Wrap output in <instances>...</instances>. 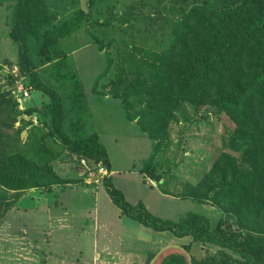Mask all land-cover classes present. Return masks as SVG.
Instances as JSON below:
<instances>
[{"label":"trees","instance_id":"obj_1","mask_svg":"<svg viewBox=\"0 0 264 264\" xmlns=\"http://www.w3.org/2000/svg\"><path fill=\"white\" fill-rule=\"evenodd\" d=\"M11 1L9 36L18 59L14 65L4 62L18 67L35 100L22 106L13 74L11 90L0 86V219L26 191L52 193L55 186L63 191L76 182L56 172L53 163L61 153L112 170L106 146L88 126L91 107L78 68L69 61L71 52L61 47L90 19L91 11L79 9L56 22L57 15L50 12L46 0ZM133 1L120 21L126 23L134 16L147 24L140 31L142 38L138 36L142 45L134 43L114 67L116 78L102 83L114 64L106 54L107 64L92 88L93 96L121 100L127 120L136 121L153 142L140 173L156 181L162 193L210 202L225 217L215 226L197 213L180 220L163 219L143 201L129 202L111 176L104 178L103 185L125 217L154 232L191 239L183 245L191 262L184 251L171 248L154 264H264V0ZM94 4L95 0L89 1L90 9ZM161 5L166 14L154 19L150 12L160 14ZM140 6L141 12L134 15L132 9ZM88 44L106 49L96 36L83 45ZM202 110L227 117L234 128L210 171L178 196L157 173L156 157L168 145L171 123L180 118L187 121L190 111L197 115ZM24 116L31 119L25 121ZM17 121L22 124L16 128ZM27 128V139L21 143ZM157 253L149 251L146 264Z\"/></svg>","mask_w":264,"mask_h":264},{"label":"rangeland","instance_id":"obj_2","mask_svg":"<svg viewBox=\"0 0 264 264\" xmlns=\"http://www.w3.org/2000/svg\"><path fill=\"white\" fill-rule=\"evenodd\" d=\"M46 1L50 5V12L57 15L56 22L68 19L79 9L85 12L91 11L90 19L82 23L80 30L74 32L64 42L62 41L61 47L71 52L69 61L72 66L78 68V73L87 91L91 107L88 126L101 135L100 140L110 153L113 165L122 170L116 178L122 179L118 182L123 186L132 188L130 191L127 190L130 198L141 197L143 201H146L144 203H147L148 210L163 219L180 220L197 213L209 217L212 225L215 226L225 215L212 203H200L193 200H162L157 194L144 192L139 172L124 174L123 170L141 167L142 163L152 154L153 142L143 137V133L139 130L136 133L137 126L134 124L137 125V122L127 120L121 100L111 95L104 96L103 100H97L98 97L93 96L92 88L105 70L108 52L114 64L108 75L103 78L102 83H109L110 80L116 78L114 67L118 62L121 63L122 56L126 55L125 52L133 50L134 43L142 45L140 31H143L147 24L137 22L134 16L126 23L120 21V17L126 13L128 6L134 1L95 0L92 9L89 7L90 0ZM162 6L160 14L159 11L150 12L154 15V19L166 14L162 11ZM142 8L143 6L133 8L134 15H138ZM13 9L14 1L0 0V86L3 90H11L13 85L9 77L13 74L18 79L15 83L22 106L26 103L32 105L29 101L31 98L35 100L34 93L32 97L30 94L27 98L19 95V89L30 91L31 88L24 85L27 80H23L24 77L20 74L18 67L13 66L18 59L17 47L9 36L14 15ZM98 23L105 25L98 26ZM95 36L103 42L105 50L101 51L98 45H83ZM4 61H9L13 65ZM41 67V71H45L48 65ZM42 74L49 77L47 72H42ZM50 82L56 83L53 79ZM111 87H107L106 92L110 91ZM44 99L49 100L46 96ZM190 112L191 119L186 121L180 118L171 123L168 145L164 146L156 157L157 173L162 175L163 181L167 183L166 188L178 196L182 195L188 185L196 186L210 171L216 157L224 147L227 135L234 128L225 116L212 112L206 113L205 110L199 111L197 115ZM24 119L29 121L31 117L24 116ZM32 119L37 124L36 119ZM21 124L17 121L15 127ZM28 131L29 128L23 131L21 143L26 141ZM97 164L87 160L85 164L81 158L72 156L67 151L59 155L53 163L56 172L64 179L76 181V184L72 183L63 191L60 190V186H55L52 193L46 189H32L25 192L18 204L0 219V264H98L94 263L93 257L94 237L86 238L80 233L83 227L80 211L83 216L84 210H90V198L87 196L79 198L75 194L71 196L68 192L69 188L83 186L86 185L85 183L96 184L98 178L103 184L106 177L103 180L100 178ZM153 184L157 185V182L153 181ZM113 207L114 211L111 214L116 215L118 208ZM64 211H72L73 214L68 215ZM72 215L74 218L71 217ZM136 225L155 238L150 241L151 243L149 242V248H146L145 244L136 245L134 242L128 244L127 247L132 249L127 255L129 260H132L129 264H135V261L142 263L146 249H149L145 252L148 254L149 251L159 250L167 244V237L157 236V232L139 223ZM124 228L127 231L137 232L136 227L126 223H124ZM165 235L170 237L172 234L167 232ZM188 239L190 238L179 241L188 243Z\"/></svg>","mask_w":264,"mask_h":264},{"label":"crops","instance_id":"obj_3","mask_svg":"<svg viewBox=\"0 0 264 264\" xmlns=\"http://www.w3.org/2000/svg\"><path fill=\"white\" fill-rule=\"evenodd\" d=\"M134 126H137L136 133H137V130L140 131V129L138 128V125L134 124ZM99 136L101 135L99 134ZM143 137H147V136L143 134ZM108 154L110 156V153ZM111 169L112 170L110 171V176L112 178L114 185L118 189L124 192L129 202H131L132 204H137L139 201H143L141 197L135 198L134 196H132L134 198H130L127 190L130 191L132 188H129L128 186H123L122 183H119L122 181V179L120 177L116 178V175L117 174L120 175L122 170H120L119 168H116L113 165L112 160H111ZM123 171H124V174L139 172V170L135 168H132L129 170H123ZM139 174L141 176L140 183L143 185L144 192L157 194L159 197L162 198V200H175V201L189 200V199L176 198L173 196L171 197V196H168L162 193L160 188H158V184L154 185L153 181L150 180L148 177H144L145 175H143L140 172ZM85 184L87 186L83 185V186H76L74 188H69L70 191L68 192L71 193V196L75 194L76 197H79V198H83L82 196H87L88 198H90V202H91L90 207H89L90 210L88 211L84 210L85 213L83 214V216L80 211V218L82 217V221H83V224H82L83 227L80 233L84 234L83 236H85L86 238H90L92 236L94 237L93 246H92V249L94 251L93 252L94 263H98V264H125V263L129 264V263H132L131 262L132 260L131 259L129 260V258L127 257L129 252L132 250L131 248L127 247L128 244L133 243V242L136 245L145 244L146 248H149V244L151 243L150 241H152V239L155 238V236L151 237L146 231L138 228L139 226L136 225L137 222L122 215V212L118 207H117L118 209H117L116 215H112L111 213L114 211L113 206H116V205L113 203L112 199L110 198L103 184L101 183L92 184V185H88L87 183ZM85 187H88V188H85ZM84 188L85 190H83ZM143 202H146V201L144 200ZM112 203L114 205H112ZM100 204H101V207H100ZM64 212L65 214H68V215L73 214L72 211H64ZM71 217L74 218L73 215ZM124 223L129 224L132 227H136L137 232L134 233L133 231L125 230ZM156 234L157 236H160V237L161 236L167 237V244L165 246L179 245L183 247V245L186 244L184 242L179 241L184 238H176L173 235L169 237L168 235H165L167 234L166 232H163V233L157 232ZM186 238H189V237H186ZM188 240L190 241L191 239H188ZM171 242H174V244H171ZM162 248L163 247L159 248L158 252ZM148 250L149 249H146L144 251L142 263H139L137 261H135L134 263L135 264H144V263L146 264V259H147L148 254H145V252Z\"/></svg>","mask_w":264,"mask_h":264},{"label":"built area","instance_id":"obj_4","mask_svg":"<svg viewBox=\"0 0 264 264\" xmlns=\"http://www.w3.org/2000/svg\"><path fill=\"white\" fill-rule=\"evenodd\" d=\"M19 91H20L19 92L20 95L22 93L24 98H27L30 95V92L27 89L26 90L25 89H23V90L19 89ZM82 162H84L86 164V159H82ZM97 167L99 168L98 169L99 170V175L101 176L100 178H102V180H103L104 177H107V176L110 175L109 170H107V168L102 163L97 164ZM96 182H97L96 184H99L100 183V179L98 178V180H96Z\"/></svg>","mask_w":264,"mask_h":264},{"label":"water","instance_id":"obj_5","mask_svg":"<svg viewBox=\"0 0 264 264\" xmlns=\"http://www.w3.org/2000/svg\"><path fill=\"white\" fill-rule=\"evenodd\" d=\"M171 248H177V249H180V250L184 251V252L187 254V256H188V258H189V260H190V262H191V255H190L189 252H187V251L185 250L184 247L179 246V245H167V246L163 247L162 249H160V251H159V252L155 255V257L152 259V261L150 262V264H154V263L156 262V260L158 259V257H159L163 252H165L166 250L171 249ZM190 264H192V263H190Z\"/></svg>","mask_w":264,"mask_h":264}]
</instances>
